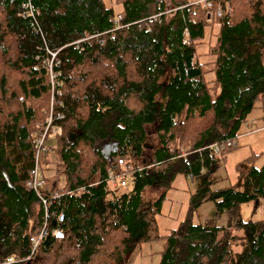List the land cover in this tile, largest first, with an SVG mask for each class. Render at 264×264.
Instances as JSON below:
<instances>
[{"label": "trees", "instance_id": "trees-1", "mask_svg": "<svg viewBox=\"0 0 264 264\" xmlns=\"http://www.w3.org/2000/svg\"><path fill=\"white\" fill-rule=\"evenodd\" d=\"M26 2L32 17L22 15ZM187 3L0 0V259L26 256L28 238L42 230L51 264H124L156 239V264H264V163L255 167L249 156L245 169L235 164L232 185L210 189L207 181L253 109L264 123V0H221L230 11L209 22ZM210 33L205 68L197 48ZM43 48L56 49L59 60L58 132L47 142L60 166L39 191L58 198L45 217L25 186L50 96L35 60ZM213 144L222 148L214 153ZM107 171L122 174L124 185L105 187ZM175 174H204L190 204L210 201L214 216L159 235L163 194L151 203L143 195ZM245 203L261 216L241 221ZM222 214L226 222L217 226Z\"/></svg>", "mask_w": 264, "mask_h": 264}, {"label": "rangeland", "instance_id": "rangeland-1", "mask_svg": "<svg viewBox=\"0 0 264 264\" xmlns=\"http://www.w3.org/2000/svg\"><path fill=\"white\" fill-rule=\"evenodd\" d=\"M112 3V0H107ZM168 6L169 0H163ZM214 38L212 33L206 35L197 48L199 62L203 63L205 68L208 67L206 62H212V58L206 55L208 47L213 43ZM206 80L211 79V75H207ZM257 108L253 109L248 116L247 122L241 126L238 137L234 140V148L223 153V163L220 167L209 175L207 181L210 183V189H218L236 182V172L234 165L242 164L245 169L246 164L243 160L249 156H254L253 166L258 167L264 163V123L255 120ZM54 155L50 154L43 157L40 170L42 177L50 176L53 170L59 167ZM47 167V169H45ZM204 174L194 179H187L182 174H175L169 183L158 190L143 195V198L148 202H153L159 195L163 194V199L160 201L158 211L155 214V227L159 235L167 233L171 229H175L181 221L187 219L192 224L201 223L206 219H211L214 216L213 205L210 201H203L199 205L190 204V195L196 190L199 181ZM150 192L152 190L146 189ZM251 204L245 203L239 206V217L241 221L248 219H258L260 211L256 210L250 215ZM226 222V216L220 215L215 219L217 226H223ZM239 233V232H234ZM162 248V239H156L150 242L138 245L129 255L125 256L124 264H156L159 251Z\"/></svg>", "mask_w": 264, "mask_h": 264}, {"label": "built area", "instance_id": "built-area-1", "mask_svg": "<svg viewBox=\"0 0 264 264\" xmlns=\"http://www.w3.org/2000/svg\"><path fill=\"white\" fill-rule=\"evenodd\" d=\"M187 4L198 7L203 12V17L206 22H209L215 18H219L223 11H230L229 6H222L221 0H188ZM21 8L24 11L22 15L31 17L33 16L32 14L35 10L29 5V3H23L21 5ZM153 18L154 17H150V19ZM77 42L78 41H76L75 43ZM56 54V49L49 50L47 48H43L42 54L35 57V60H39L40 65L45 68L47 80L50 87V96L44 125L42 129L38 131L34 140L35 151L33 155V168L29 172V178L25 183V186L35 193L39 202L41 203L44 217L47 215L48 205L51 204V202H53L56 198H58V194L55 193L51 194L49 197H43L39 192L43 184V177L41 176V172L39 171V169L41 167L43 157L48 155L50 150L47 140L58 132V128L53 126V119L58 115L57 113L53 112V100L55 95L53 93L57 92L54 88L58 86L56 77L58 75L59 60L57 59ZM56 103L59 104V102ZM53 114H55V116H53ZM228 145H230V142L226 141L225 146ZM209 147L211 148L212 152L216 153L222 148V145L213 144ZM116 164L121 168L122 172H125L129 169V165L125 164L122 159L117 160ZM102 181L104 183V186L107 188H117L124 185L123 175H117L111 171L106 172V175L102 179ZM50 233L53 234L54 231H50ZM42 237L43 232L42 230H40L36 236H31L28 238V254L26 256L22 258H15L13 256L5 257L3 259H0V264H17L26 262L39 248L40 240L42 239Z\"/></svg>", "mask_w": 264, "mask_h": 264}, {"label": "crops", "instance_id": "crops-1", "mask_svg": "<svg viewBox=\"0 0 264 264\" xmlns=\"http://www.w3.org/2000/svg\"><path fill=\"white\" fill-rule=\"evenodd\" d=\"M52 258H53V249L46 251L44 247L41 245L34 252V254L26 262H23L22 264H51Z\"/></svg>", "mask_w": 264, "mask_h": 264}]
</instances>
